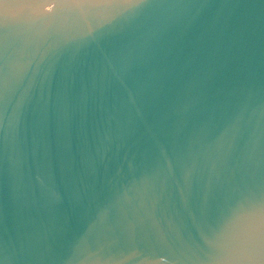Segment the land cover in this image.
<instances>
[{"label": "water", "instance_id": "obj_1", "mask_svg": "<svg viewBox=\"0 0 264 264\" xmlns=\"http://www.w3.org/2000/svg\"><path fill=\"white\" fill-rule=\"evenodd\" d=\"M0 264H264V0H0Z\"/></svg>", "mask_w": 264, "mask_h": 264}]
</instances>
